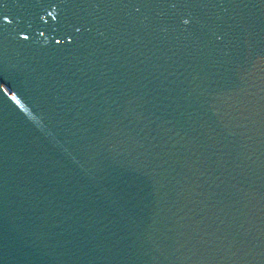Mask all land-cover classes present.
Instances as JSON below:
<instances>
[{
    "label": "water",
    "instance_id": "obj_1",
    "mask_svg": "<svg viewBox=\"0 0 264 264\" xmlns=\"http://www.w3.org/2000/svg\"><path fill=\"white\" fill-rule=\"evenodd\" d=\"M0 264H264V0H0Z\"/></svg>",
    "mask_w": 264,
    "mask_h": 264
}]
</instances>
